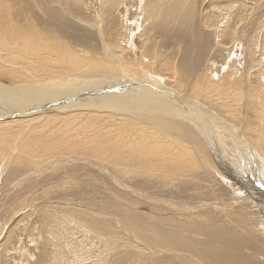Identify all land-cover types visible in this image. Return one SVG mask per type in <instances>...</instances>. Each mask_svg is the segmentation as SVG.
<instances>
[{"label": "rangeland", "instance_id": "rangeland-1", "mask_svg": "<svg viewBox=\"0 0 264 264\" xmlns=\"http://www.w3.org/2000/svg\"><path fill=\"white\" fill-rule=\"evenodd\" d=\"M7 1L16 6L12 17L19 14L17 21L32 20L42 33L44 40L35 46H54L56 52L54 63L47 68L50 71L31 81L14 77L20 75L18 68L23 71L25 61L13 60L18 53L0 51V86H34L51 73L55 77L89 75L86 66L73 73L59 65L70 53H93L102 55L101 64L113 65L119 76L136 78L134 74L146 72L172 80L175 88L177 79L179 86L190 82L189 99L217 111L236 129H247L244 136L249 143L261 142L255 138L264 125V0H185L178 15H168L171 21L157 17L156 23L155 19L150 22L154 26L146 24L143 12L127 22L129 16L119 9V0L111 9L101 0ZM134 7L136 4L131 13L136 12ZM36 14L39 16L33 17ZM107 47L115 49L117 63L105 55ZM55 62L60 64L55 66ZM176 69L177 79L172 78ZM190 75L196 82L194 88L187 79ZM54 113L30 123L36 117L19 118V123L0 120V264H53L57 253H62V264H96L103 250L108 264H170V254L159 248L152 249L154 254L134 232L125 231L126 225L155 239L176 225L211 230L213 235L225 234L235 242L233 247L225 242L227 251L223 253L230 257L236 245L243 258L239 260L245 264L252 253L263 259L264 216L252 205L233 206L226 210L228 216L209 211L184 214L173 209L171 203L229 202L238 194L234 184L204 163L203 157L199 155L195 164L192 161L187 173L181 171L185 168L173 175L169 169L151 171L144 158L134 157L121 145L149 144V128L104 113ZM24 143L31 146L22 150ZM107 143H121L117 148L126 161L115 159L112 154L116 151L108 150ZM94 144L99 147L94 149ZM65 156L86 158L106 172L72 161L47 170ZM166 173L171 177L165 179ZM22 177L26 180L19 184ZM51 215L60 223L59 231L49 220ZM82 215L100 220L104 227L100 237L84 235L78 222ZM113 236L119 241L109 243L105 252V242Z\"/></svg>", "mask_w": 264, "mask_h": 264}, {"label": "bare ground", "instance_id": "bare-ground-1", "mask_svg": "<svg viewBox=\"0 0 264 264\" xmlns=\"http://www.w3.org/2000/svg\"><path fill=\"white\" fill-rule=\"evenodd\" d=\"M101 1H104V7L108 6L110 9L113 5H115L113 8L117 6L115 0ZM119 1V9L123 10L124 16H129L127 22L131 18H134L133 15L136 16L138 12H143L146 24L150 25V22L154 19L155 22L157 17L171 21L172 19H169L168 15H178L185 0ZM18 4L20 5L19 2ZM134 4H136V7H134L136 8V12L131 13ZM164 6L166 7L163 8ZM15 8L16 6L13 7L9 1L0 0V51H4L5 54V51L9 49L14 50V53H18V55H15L13 60H25L21 63L23 71L21 68H18L16 73L20 75H14L15 79L28 77L31 81H34L50 71L47 68L50 64L54 63V57L52 56H55L56 50L54 46L44 48L42 46L38 48L35 46L41 43L40 40L43 39L42 33L39 32V29L33 24L32 20L23 18L21 21H17L19 14H13L12 17L11 12H14ZM38 16V14L36 16L33 15L35 18ZM49 22L51 23V21ZM150 26H154V23ZM51 36L53 35L51 34ZM49 41L47 42L48 44ZM64 49L62 50L65 51ZM104 52L106 56L114 58L113 61L117 63L118 58L114 48L107 47ZM68 55L63 59L64 64L59 65V62H55V66L59 65L63 71L73 73L79 71L80 67L86 66V71L89 75L64 74L63 76L55 77L51 73L44 77L47 79L46 81L34 86H27L29 83H21L12 89L0 86V120L14 119L9 122L17 123L20 121L19 118L36 117L29 120L28 122L30 123L32 121H39L45 114H52V112L61 114L67 111L97 112L121 116L127 119L128 123L142 124L141 129L144 127L149 128L151 130L149 135L151 134V136L150 142H146L149 144L146 145L143 142L145 146L142 143H107L105 146L108 150L116 151V153L112 154L115 159L121 162L125 160L122 152L117 148V144H121L129 149L134 157L144 158L149 170L166 172L165 170L169 169L173 175L183 168L185 169L181 170L183 171L182 173L190 171L192 161H194L193 164L197 163L200 155L203 157L204 163L210 165L217 173H220L223 179L228 180L232 185L234 184L238 190L236 191L238 193L236 197L232 198L233 200L229 202L214 201L192 205H188L187 203H171L174 210L184 214L196 211H209L223 213L228 216L226 210L233 206L252 205L264 216V125L260 126L259 130L261 132L257 131L258 134L255 138L256 140H261V142L255 144L249 143L245 139L247 129H236L233 125L229 124V120L228 123L223 120L216 113L217 111L214 112L215 110L213 111L207 105L188 98L187 91L190 87V82L179 86L177 69L172 73V78L174 75V78L176 77L177 79V88H175L171 82L172 80L146 72L134 74L136 78L119 76L113 65L108 63V67H106L101 64L102 55L93 53L87 56L80 54L74 56L71 53ZM19 61L15 62L19 63ZM169 69H171L170 66ZM86 71L84 70V72ZM40 72L44 74L39 75L38 73ZM94 72L95 74H93ZM187 79L188 81L192 80V88H194L196 82H194L193 75H190ZM193 92H195V89ZM246 124L244 123L243 125L246 126ZM251 128L249 127L248 130L252 132ZM252 136L253 134H249V137ZM51 139L54 138L52 137ZM171 143H174L175 146H171ZM23 145L22 150L28 149L31 146L30 143H24ZM94 147L96 149L99 145L94 144ZM88 153L91 154L92 152ZM64 161L90 164L100 171L106 172L101 166L90 162L86 158H70L69 156L62 157L54 163L52 162V166L48 167L47 170L54 169V167L57 168ZM151 171L149 172L151 173ZM170 177V174L166 173L164 178L168 179ZM25 180L23 178L19 184L25 182ZM15 185L18 184L15 183ZM51 216H49V220L55 223V216L54 219L53 215ZM78 217L81 220L78 222L81 223L85 236L95 234L100 237V233L104 229L100 224V220L97 219L96 222L93 218L83 215ZM74 218L76 220V217ZM59 224L55 223L58 231L60 230ZM124 229L128 234H133L134 232L137 238L144 241L149 250L159 248V251L165 252L167 255L170 254V256L168 255L170 257V264H174V262L176 264H192L191 261L201 264L203 260L209 262V264H245V262L239 260L243 258L238 255L236 245L233 248V257L223 253L227 251L225 242L229 243L232 247L235 244L232 238H228L225 234L213 235L211 230L208 233L207 231L202 232V229L198 227L192 229L176 225L168 231L164 230L161 238L155 239L154 237L149 238V236H146V233L142 230L133 231L128 225ZM151 230L155 232L153 228ZM261 232L264 233V226ZM109 240L105 242V248H103L105 252L107 251L106 249H110L109 243L115 244L119 241L114 236ZM153 251L155 252V250L151 252ZM101 253L102 256L96 261V264H108L107 257L105 258V254L107 253H104V250ZM256 254H250L249 260L246 258L248 260L246 264H264V256L259 253L263 256V259L260 261L258 260V254ZM61 257L62 253H57L54 260L52 259L53 264H62Z\"/></svg>", "mask_w": 264, "mask_h": 264}]
</instances>
